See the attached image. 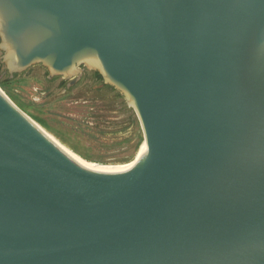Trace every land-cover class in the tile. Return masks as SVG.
<instances>
[{"label":"water","instance_id":"95a60500","mask_svg":"<svg viewBox=\"0 0 264 264\" xmlns=\"http://www.w3.org/2000/svg\"><path fill=\"white\" fill-rule=\"evenodd\" d=\"M0 53L141 130L95 152L0 89V264H264V0H0Z\"/></svg>","mask_w":264,"mask_h":264},{"label":"rangeland","instance_id":"374dc122","mask_svg":"<svg viewBox=\"0 0 264 264\" xmlns=\"http://www.w3.org/2000/svg\"><path fill=\"white\" fill-rule=\"evenodd\" d=\"M8 76L0 62V89L15 106L40 125L86 149L95 152L118 151L127 148L141 131L135 114L126 104L117 118L118 97L95 104L82 97L91 95L85 88L74 96L64 95L57 90L59 78L48 80L47 72L39 66L9 79Z\"/></svg>","mask_w":264,"mask_h":264},{"label":"flooded vegetation","instance_id":"af4514ba","mask_svg":"<svg viewBox=\"0 0 264 264\" xmlns=\"http://www.w3.org/2000/svg\"><path fill=\"white\" fill-rule=\"evenodd\" d=\"M47 79L55 80V78L49 79L48 77ZM68 83L69 80L59 78L57 90L60 92L62 90H65V92H63L62 94L64 95L73 94L74 96L75 94L79 93V90L85 88L86 89L85 91L91 95L89 96L83 95L82 97H86L90 99L95 104L101 101H108L112 97L114 98L118 97L120 104L118 105L119 109L117 111V118L120 117L119 113L123 112L125 109L124 107L125 101L122 98V96L112 87L104 84L102 79H98L95 71L84 69L79 80L73 86L67 88Z\"/></svg>","mask_w":264,"mask_h":264},{"label":"trees","instance_id":"16d2710c","mask_svg":"<svg viewBox=\"0 0 264 264\" xmlns=\"http://www.w3.org/2000/svg\"><path fill=\"white\" fill-rule=\"evenodd\" d=\"M96 76L98 77V79H101L100 75L96 73ZM43 123V122H42ZM44 124V123H43ZM45 126H47L46 124H44Z\"/></svg>","mask_w":264,"mask_h":264},{"label":"bare ground","instance_id":"6f19581e","mask_svg":"<svg viewBox=\"0 0 264 264\" xmlns=\"http://www.w3.org/2000/svg\"><path fill=\"white\" fill-rule=\"evenodd\" d=\"M28 117V116H27ZM29 119H31L30 117H29ZM32 120V119H31ZM32 121H34V120H32ZM34 122H36V121H34ZM36 123H38V122H36ZM39 124V123H38Z\"/></svg>","mask_w":264,"mask_h":264}]
</instances>
